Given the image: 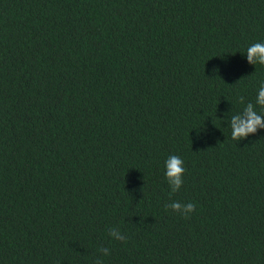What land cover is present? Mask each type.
<instances>
[{"label":"trees","instance_id":"1","mask_svg":"<svg viewBox=\"0 0 264 264\" xmlns=\"http://www.w3.org/2000/svg\"><path fill=\"white\" fill-rule=\"evenodd\" d=\"M256 42L264 0H0V264H264Z\"/></svg>","mask_w":264,"mask_h":264},{"label":"clouds","instance_id":"2","mask_svg":"<svg viewBox=\"0 0 264 264\" xmlns=\"http://www.w3.org/2000/svg\"><path fill=\"white\" fill-rule=\"evenodd\" d=\"M247 60L251 64L264 65V42H256L251 44L245 51ZM241 102L243 98L241 97ZM264 109V83L258 89L255 105L251 102L247 103L244 109L231 117V138L234 141L246 139L250 134H255L259 129L264 128V112H258L256 106ZM165 177L173 193L180 190L183 185V176L185 172L184 161L178 155H170L165 161ZM166 210L182 215L184 218H189V215L196 210L194 203L183 204L180 201H171L165 205ZM109 235L115 240L126 241L127 236L121 233L118 229L110 230ZM105 256L110 255V249H99ZM97 264H102V261H97Z\"/></svg>","mask_w":264,"mask_h":264}]
</instances>
